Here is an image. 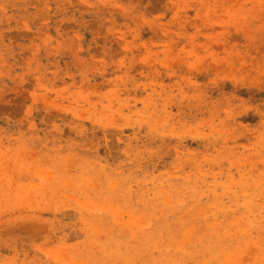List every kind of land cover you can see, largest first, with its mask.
<instances>
[{"label":"rangeland","instance_id":"374dc122","mask_svg":"<svg viewBox=\"0 0 264 264\" xmlns=\"http://www.w3.org/2000/svg\"><path fill=\"white\" fill-rule=\"evenodd\" d=\"M0 264H264V0H0Z\"/></svg>","mask_w":264,"mask_h":264}]
</instances>
